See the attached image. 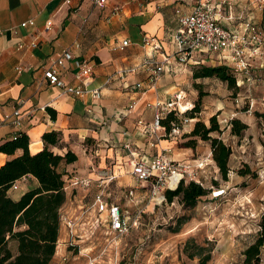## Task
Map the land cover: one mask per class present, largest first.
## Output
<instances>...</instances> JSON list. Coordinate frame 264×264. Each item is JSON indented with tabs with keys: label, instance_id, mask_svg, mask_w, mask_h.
I'll use <instances>...</instances> for the list:
<instances>
[{
	"label": "crops",
	"instance_id": "1",
	"mask_svg": "<svg viewBox=\"0 0 264 264\" xmlns=\"http://www.w3.org/2000/svg\"><path fill=\"white\" fill-rule=\"evenodd\" d=\"M194 4L195 0H107L104 5H96L93 0H0V142L24 132L29 137V151L34 153L44 147V132L60 131L59 144L52 146V150L64 154L69 149L77 156L74 162L64 165L66 199L60 212L78 215L82 207L93 202L98 191L96 183L77 187L73 181L77 177L95 179L98 168H112L116 176L109 186L112 198L127 207L125 191L129 186L122 181L128 180L125 176L121 180L119 172L128 170L133 177V161L148 160L162 151L173 159L201 157L199 153L203 150L199 144L194 148L179 145L185 139L182 134L192 130L193 121L184 126L181 136H167L162 127L153 129L154 108L148 105L176 92L188 103L184 99L188 94L192 99L196 96L195 84L210 78H194V69L215 65L207 63L214 59L217 64H225L214 53L196 52L185 63L175 59L171 39L177 28L175 9L188 12ZM232 8L224 6L215 16L220 23L232 22L224 26L241 30L253 16L244 8L239 12ZM30 19L31 25L27 23ZM49 20L51 24L46 28ZM144 36L153 37L159 47L144 45ZM123 40L128 43L120 48ZM64 49H70L75 58L91 60L94 74L87 88L98 89V98L89 92L82 97L73 96L50 85L43 77L40 67ZM166 56L169 62L165 71L149 87L150 67ZM75 71L74 61H68L62 70L65 83L79 82ZM139 82L149 88L142 92L136 88ZM133 101L134 109L127 113L126 108ZM47 108L56 112L55 118ZM15 109L20 111V125L3 119L4 114L12 115ZM222 109L221 105L216 107V111ZM21 152L20 149L13 155L0 152V165ZM37 184L35 177L25 175L7 194L16 200ZM116 193L120 196H115ZM93 216L91 211L89 221ZM89 226L86 223L79 228L85 237L79 240L80 250L73 251L66 243L67 229L60 223L49 264H87L85 254L93 253L102 239L101 231L87 239ZM9 246L16 253V243L10 241Z\"/></svg>",
	"mask_w": 264,
	"mask_h": 264
},
{
	"label": "rangeland",
	"instance_id": "2",
	"mask_svg": "<svg viewBox=\"0 0 264 264\" xmlns=\"http://www.w3.org/2000/svg\"><path fill=\"white\" fill-rule=\"evenodd\" d=\"M229 7L235 12L243 8L249 11L253 16L251 20L264 34V0L233 2ZM231 23L228 20L221 22L222 25ZM207 63L217 64L215 59ZM249 68L251 80L240 86L236 84L235 94L226 83L210 77L195 87L193 99L189 94L184 99L193 107L201 91V110L197 118L206 124L215 113L218 122L224 117H232L247 124L241 135H235L230 132V125L221 122V133L213 134L231 148V172L227 180L221 177L212 159L210 143L200 139L196 143L203 150L199 156L206 157L210 153L212 159L201 177L204 186L212 190L228 184L226 195L218 198L202 196L193 207H183L177 198L171 203L163 201L154 205L149 200V185L138 184L128 170L119 172L121 180L122 176L128 180L122 183L134 189L138 200L127 202L131 221L137 212L140 211V215L137 224L121 238L117 264H196V245L211 249L206 264H243V250L257 237L264 212V54L255 55ZM219 105L223 109L216 111ZM192 121L194 123L196 119Z\"/></svg>",
	"mask_w": 264,
	"mask_h": 264
},
{
	"label": "built area",
	"instance_id": "3",
	"mask_svg": "<svg viewBox=\"0 0 264 264\" xmlns=\"http://www.w3.org/2000/svg\"><path fill=\"white\" fill-rule=\"evenodd\" d=\"M93 1L96 5H104L107 0ZM235 1L195 0V4L188 12L176 8L177 28L171 39L175 46L174 57L178 62H187L196 52L217 54L219 61L232 68L236 77V84L240 86L245 82H249L252 78L249 73V67L253 57L258 53L264 54V47L262 46L264 44V34L260 27L251 20L245 21L241 30H233L218 21L215 15L224 6H229ZM66 2H69V0H66ZM115 8L117 9V7ZM27 23L31 25L33 20L30 19ZM50 24L51 21H47L46 28ZM127 43L128 40H123L120 48H123ZM143 44L149 45L153 49L159 47V44L150 36L143 37ZM31 45L35 46L36 42L32 41ZM18 46L22 47L21 44ZM72 60L76 65L75 76L79 81L74 85L65 83L62 78L63 68L68 61ZM168 62L169 57L166 56L161 63L150 67L151 73L147 79L149 87L153 86L165 71ZM40 68L42 69L43 77L50 85L68 94L82 97L89 92L93 98L100 96L98 89L87 88V84L94 74L93 63L87 58H75L70 49H64ZM17 69L20 70L21 68L18 67ZM149 87L144 86L140 82L136 84V88L142 89V92ZM182 103L185 105L184 110L192 107V104L183 102V95L180 92L170 94L164 100L157 99L154 103H149L148 105H152L154 108L153 129L162 127L160 119L168 111L183 112L184 110L180 108ZM134 106L135 102L133 101L126 108V112L131 113ZM3 119L10 120L14 125H20L19 109H15L12 115L4 114ZM231 119L232 117H224L221 121L219 120V123L223 122V125L229 126ZM191 121L187 117H182L180 124L173 125L167 135L170 137L181 136L184 126ZM138 123H142V121L139 120ZM210 161H212L210 153L206 157L173 159L162 151L148 160L137 159L133 161L131 173L138 184L141 186L149 185V200L155 205L165 202V190L176 188L181 180H193L203 184L201 177ZM96 174L97 177L95 179L92 177H77L73 181L77 187H89L92 182L96 183L98 191L93 202L82 207L78 215L72 216L59 210V219L60 223H63L67 229V246L73 251L80 250L78 249L79 240L85 237L79 232L82 224L90 223L89 231L86 234L87 239L94 236L97 231H101L102 239L94 252L85 254L87 264H117V248L120 245L121 238L130 231L132 226L137 224L140 211L137 212L131 221L126 207H122L113 200L109 186L116 176L111 167L98 168ZM227 190L228 184L210 190L206 197H224ZM125 196L128 201H134V189L130 187L126 189ZM91 211H94V216L89 221Z\"/></svg>",
	"mask_w": 264,
	"mask_h": 264
},
{
	"label": "trees",
	"instance_id": "4",
	"mask_svg": "<svg viewBox=\"0 0 264 264\" xmlns=\"http://www.w3.org/2000/svg\"><path fill=\"white\" fill-rule=\"evenodd\" d=\"M192 75L194 78L215 77L226 83L234 94L238 90L233 70L226 64L200 65ZM198 86L195 84V87ZM202 95L199 91L198 98L189 109L184 110L185 106L180 105L184 110L181 113L168 111L160 119V124L167 135L173 125L180 124L182 117L196 119L192 130L182 134L186 140L179 145L194 148L198 139L209 142L212 159L221 177L227 180L231 148L217 136L222 131L217 113L209 117L208 124L197 118ZM47 110L55 118L56 112L51 108ZM229 125L230 132L235 135H241L247 128V124L238 118H232ZM42 141L44 147L34 153L29 151V137L24 132L0 142V152L13 155L18 149L22 151L0 165V264H49L55 253L60 225L59 210L66 199L64 185L67 173L64 165L74 162L77 156L69 149L64 154L52 150V146L59 144L60 131L44 132ZM25 175L35 177L37 186L25 191L18 199H12L7 194L8 189ZM209 192V188L199 182L181 180L176 188L166 189L164 194L169 203L177 198L183 207H193L200 197ZM10 241L16 243V253L11 250ZM196 248V264H206L211 257V249L200 245H196ZM263 261L264 212L257 237L243 250V264H262Z\"/></svg>",
	"mask_w": 264,
	"mask_h": 264
}]
</instances>
